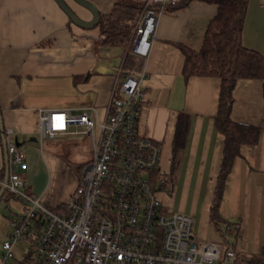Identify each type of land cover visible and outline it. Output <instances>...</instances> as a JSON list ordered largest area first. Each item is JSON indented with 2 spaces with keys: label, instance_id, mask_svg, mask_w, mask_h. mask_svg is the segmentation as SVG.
Returning a JSON list of instances; mask_svg holds the SVG:
<instances>
[{
  "label": "crops",
  "instance_id": "1",
  "mask_svg": "<svg viewBox=\"0 0 264 264\" xmlns=\"http://www.w3.org/2000/svg\"><path fill=\"white\" fill-rule=\"evenodd\" d=\"M83 1L92 4L101 16L112 11L116 0ZM64 5L81 21L93 19L91 10L79 0H0V111L4 131L8 127L15 129L19 145L25 148L34 142L36 150L41 151L42 158L33 151L27 155L25 148L28 167L21 175L28 183L26 191L33 196L42 195L53 209L68 200L77 184L66 191L48 184V176L63 165L52 155L45 158L43 154L46 140L53 139L45 138L42 142L39 139L38 111L101 107L102 118L119 69L129 71L125 65L130 55L129 41L124 45H100L98 24H79ZM168 7L158 18L149 56L141 63L146 76L142 81L144 97L139 132L161 144L159 168L169 180L168 186L159 193L167 205L162 201L164 207L175 212L168 205H173L177 195L189 201L190 209L197 199L196 211L201 214L206 208L209 219L208 207L215 194L225 145L224 136L216 131L214 124L221 80L217 76L198 75L186 79L183 76L186 56L181 47L200 48L218 6L193 0L178 10H168ZM241 32L243 44L264 56V0H248ZM181 113L189 117V127L173 162L176 125ZM231 116L237 122L258 126L260 136L256 144L242 145L225 182L219 214L222 221L231 222L227 230L234 235L219 247L235 250L236 264H250V261L264 264L262 80L237 82ZM49 149L58 155L53 148ZM40 168L45 177L41 181L38 180ZM4 176L5 152L0 130V180ZM3 199L8 204L16 200L23 207V200L14 194ZM17 211L10 218L7 234L11 220L19 214ZM208 228L214 230L203 220L199 230L208 237L203 241H221L215 232L206 234Z\"/></svg>",
  "mask_w": 264,
  "mask_h": 264
},
{
  "label": "built area",
  "instance_id": "2",
  "mask_svg": "<svg viewBox=\"0 0 264 264\" xmlns=\"http://www.w3.org/2000/svg\"><path fill=\"white\" fill-rule=\"evenodd\" d=\"M143 1L128 46L146 59L158 18L174 0ZM145 76L121 67L102 118L96 107L39 109L41 142L79 134L92 141V161L60 210L26 191V150L15 129H5L6 186L23 207L1 244L0 264H236L235 250L197 241L193 217L167 210L159 197L169 183L159 168L161 145L139 132ZM28 237L34 248L16 261L15 245Z\"/></svg>",
  "mask_w": 264,
  "mask_h": 264
},
{
  "label": "trees",
  "instance_id": "3",
  "mask_svg": "<svg viewBox=\"0 0 264 264\" xmlns=\"http://www.w3.org/2000/svg\"><path fill=\"white\" fill-rule=\"evenodd\" d=\"M191 1L193 0H174V2H168L167 7L169 6L168 10H178ZM203 1L215 3L218 6L217 13L209 21L199 49L188 46L181 48L186 56L183 75L186 79L198 75L217 76L221 80L214 124L216 131L224 136L225 145L211 208V217L216 220L215 224L218 225L222 221L219 209L224 186L233 162L240 155L242 145L256 144L260 136L258 126L237 122L232 118L234 89L239 80L259 79L263 81L264 97V56L256 49L245 46L242 42L241 31H243L248 0ZM143 5V0H116L113 8H111L112 11L101 15L99 23H97L101 33L100 45L126 44L131 39ZM141 63H143L142 57L130 53L125 67L131 72H137L141 70ZM188 127L189 117L181 113L176 125L173 162ZM5 195L6 199H9L12 193H6L4 197ZM56 210H60V207ZM230 226L231 222L227 224V228L230 229ZM235 228L233 226V229ZM250 264H260V262L250 261Z\"/></svg>",
  "mask_w": 264,
  "mask_h": 264
},
{
  "label": "rangeland",
  "instance_id": "4",
  "mask_svg": "<svg viewBox=\"0 0 264 264\" xmlns=\"http://www.w3.org/2000/svg\"><path fill=\"white\" fill-rule=\"evenodd\" d=\"M144 6V5H143ZM98 111L100 112L101 116L103 115L102 111L103 109L100 107L98 108ZM72 137H56L53 140H46V145L44 146V156L45 158L48 155H52L57 159V162L62 164L60 168H58L55 173H51L47 180L48 184H51L52 186L60 189L61 191H66L69 187H74L76 184H78V180L80 175L83 173L84 168L89 162L92 161L93 158V150H92V141L90 136L79 134V135H70ZM36 139V138H35ZM50 141V142H49ZM30 145V146H27ZM27 145H25L27 150V155L31 153V151L35 152V154H38L40 158H42L41 151L36 150V145L34 142H30ZM53 148L58 155H55L54 152L49 151V148ZM43 171L40 168L38 171V180L41 181L43 178ZM77 186V185H76ZM171 187V186H169ZM168 187V188H169ZM76 189V188H75ZM171 189V188H170ZM175 192V191H174ZM8 193V191H6ZM169 193V192H168ZM70 197V196H69ZM215 197V194H214ZM213 197V199H214ZM213 199L211 202V205H209V219H207V210L206 208H203L204 213L196 211L198 204L196 205V200H194L193 206L191 207L193 211H191L190 203L188 200H185L184 197H181L180 195H177L174 197V203L172 206L168 205L172 209L175 210V212L185 213L181 210H187L189 211V215H191L195 221L194 227H193V236L195 239H198L199 241H203L204 239H207L208 237H204L203 234L200 232V225L203 220H205V223H209L212 228L205 229L206 234L210 236V234H215L221 238V241H216L219 243V245L222 248V245L227 238L231 239L232 235H234L233 232H230L227 230V223L224 221L219 222V224H215L216 220L212 219L211 217V208L213 204ZM163 201V199H162ZM164 205L165 202L163 201ZM167 206V205H166ZM15 208V209H14ZM21 204L18 203L16 200L10 201V204L5 202L4 199L0 201V251H1V244L2 242L7 238V229L9 226L10 218L13 216V212L18 210L17 212L19 214L22 213ZM188 214V213H185ZM11 225V222H10ZM34 245L32 241L28 240L27 238L22 239L18 241L14 247V253L16 256V261L23 258L25 256V253L29 249H33Z\"/></svg>",
  "mask_w": 264,
  "mask_h": 264
},
{
  "label": "water",
  "instance_id": "5",
  "mask_svg": "<svg viewBox=\"0 0 264 264\" xmlns=\"http://www.w3.org/2000/svg\"><path fill=\"white\" fill-rule=\"evenodd\" d=\"M82 4H84L89 10H91L92 14H93V19L91 21H81L77 15L71 11L66 5H64L65 9L67 10V12L69 13V15L72 17V19L76 22H78L81 25H86V26H95L97 25V23H99L100 20V13L98 12V10L90 3L85 2L83 0H79ZM0 130H1V137H2V141H3V146H4V152H5V176H4V184L1 185L0 187V201L3 199L4 194H6L7 191V186L6 184L9 181V166L7 163V152H6V146H5V134H4V125L2 122V116H1V111H0ZM35 139V138H34Z\"/></svg>",
  "mask_w": 264,
  "mask_h": 264
},
{
  "label": "bare ground",
  "instance_id": "6",
  "mask_svg": "<svg viewBox=\"0 0 264 264\" xmlns=\"http://www.w3.org/2000/svg\"><path fill=\"white\" fill-rule=\"evenodd\" d=\"M155 40V39H154ZM161 145V144H160Z\"/></svg>",
  "mask_w": 264,
  "mask_h": 264
}]
</instances>
